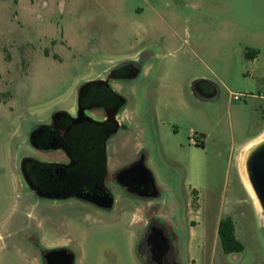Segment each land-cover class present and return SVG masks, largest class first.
Instances as JSON below:
<instances>
[{"label": "rangeland", "instance_id": "obj_1", "mask_svg": "<svg viewBox=\"0 0 264 264\" xmlns=\"http://www.w3.org/2000/svg\"><path fill=\"white\" fill-rule=\"evenodd\" d=\"M167 1L0 0V264H41L42 249L54 246L70 249L74 264H149L147 248H139L154 219L171 230L177 264H264V211L228 167L264 124L252 100L256 83L235 56L213 54L207 68L190 63L182 48L121 83L128 129L109 154H137L160 195H132L111 183L115 203L104 210L75 197L41 198L21 180L23 156L38 155L28 146L32 128L70 107L79 86L104 74L109 61L134 55L145 29L143 45L163 34L166 49L184 46L157 13L176 16L185 32L191 11ZM196 73L220 89L219 100L197 94ZM164 98L170 105L160 104ZM108 161L112 173L116 162ZM227 216L241 252L223 249L218 220Z\"/></svg>", "mask_w": 264, "mask_h": 264}, {"label": "flooded vegetation", "instance_id": "obj_2", "mask_svg": "<svg viewBox=\"0 0 264 264\" xmlns=\"http://www.w3.org/2000/svg\"><path fill=\"white\" fill-rule=\"evenodd\" d=\"M149 34H141V48L118 62L109 61L104 74L88 79L77 89L74 103L60 108L49 121L36 125L29 133L28 146L38 155L27 153L20 161L22 179L30 191L41 198H78L108 210L111 183L132 195L152 196L157 193L150 171L143 159L129 165L119 164L109 170L112 140L127 130L125 106L127 96L121 83L134 82L156 67L160 60L174 55L165 48V39L144 44ZM160 41V42H159ZM201 86H196L201 96ZM153 100V98H151ZM148 235L141 241L149 252V264H177L170 250L169 228L159 220L148 221ZM41 264H74V255L64 246L46 247L41 251Z\"/></svg>", "mask_w": 264, "mask_h": 264}, {"label": "crops", "instance_id": "obj_3", "mask_svg": "<svg viewBox=\"0 0 264 264\" xmlns=\"http://www.w3.org/2000/svg\"><path fill=\"white\" fill-rule=\"evenodd\" d=\"M166 3L176 10L189 9L191 11V13H187L185 32L182 31L180 25L175 21L176 16L165 17L157 13L159 18L166 22V25L172 32L173 38L184 43V46L181 44L177 45L171 51L180 52L184 48L186 50L184 52H187V58L190 60V63L195 61L207 68H211L212 61L210 57L213 54L219 52L225 56H235L238 66L247 69L251 73L252 80L256 83L258 92L252 94V100L256 103V109L261 114L260 121L262 120L264 123V0H169ZM142 34H148L146 29ZM160 37L165 38L163 34ZM247 50H257L258 53L253 58H247ZM201 81L209 82L216 88V98L210 101L219 100L220 89L216 87L207 75L194 74L190 79V85L193 82L194 84H198ZM171 102L169 98H164L160 104L166 107ZM246 104L243 103L244 106ZM263 140L264 124L242 146L235 156L230 155L228 161L229 169L231 170L235 167L242 175L245 183L246 176H248L246 170L247 156L250 150ZM116 144L112 142L113 150ZM136 155H131L129 158L114 159L110 153L109 159L113 163L116 162L117 167L119 164L129 165L133 163L136 160ZM219 155L221 156L222 153H219ZM145 166L151 173L157 191L154 196H158L160 195V192H158L160 186L156 183L151 170L146 164ZM192 181L196 183L195 178H191ZM155 218L157 217L155 216ZM222 218L224 217L218 220V229Z\"/></svg>", "mask_w": 264, "mask_h": 264}, {"label": "water", "instance_id": "obj_4", "mask_svg": "<svg viewBox=\"0 0 264 264\" xmlns=\"http://www.w3.org/2000/svg\"><path fill=\"white\" fill-rule=\"evenodd\" d=\"M197 85L201 86V96L212 98L217 95L216 88L206 81H201ZM196 85V86H197ZM246 170L248 178L257 194L264 211V140L255 145L249 152L246 159ZM141 196H145L140 194ZM114 197L111 196L109 205H113ZM72 264V263H71Z\"/></svg>", "mask_w": 264, "mask_h": 264}, {"label": "trees", "instance_id": "obj_5", "mask_svg": "<svg viewBox=\"0 0 264 264\" xmlns=\"http://www.w3.org/2000/svg\"><path fill=\"white\" fill-rule=\"evenodd\" d=\"M257 53V50H247L246 57L253 58L257 55ZM218 234L223 249L226 252L234 253L244 250V244L238 239L236 235L235 221L231 216L224 217L220 220Z\"/></svg>", "mask_w": 264, "mask_h": 264}, {"label": "bare ground", "instance_id": "obj_6", "mask_svg": "<svg viewBox=\"0 0 264 264\" xmlns=\"http://www.w3.org/2000/svg\"><path fill=\"white\" fill-rule=\"evenodd\" d=\"M246 183H247V186H248L252 196L255 198L257 205L259 206L260 209H262L261 203H260V201H259V199L257 197V194H256V192H255V190H254V188H253L248 176H246Z\"/></svg>", "mask_w": 264, "mask_h": 264}, {"label": "built area", "instance_id": "obj_7", "mask_svg": "<svg viewBox=\"0 0 264 264\" xmlns=\"http://www.w3.org/2000/svg\"><path fill=\"white\" fill-rule=\"evenodd\" d=\"M234 96H235L236 98H239V95H238V94H235Z\"/></svg>", "mask_w": 264, "mask_h": 264}]
</instances>
